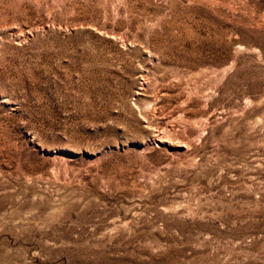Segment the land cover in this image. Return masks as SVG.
<instances>
[{
  "label": "rangeland",
  "instance_id": "obj_1",
  "mask_svg": "<svg viewBox=\"0 0 264 264\" xmlns=\"http://www.w3.org/2000/svg\"><path fill=\"white\" fill-rule=\"evenodd\" d=\"M0 264H264V0H0Z\"/></svg>",
  "mask_w": 264,
  "mask_h": 264
}]
</instances>
